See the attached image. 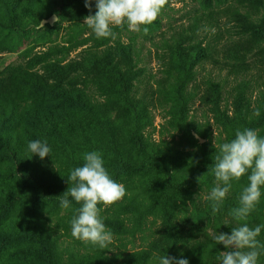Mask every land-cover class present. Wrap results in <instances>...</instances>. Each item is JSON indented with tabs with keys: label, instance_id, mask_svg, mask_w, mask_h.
<instances>
[{
	"label": "rangeland",
	"instance_id": "rangeland-1",
	"mask_svg": "<svg viewBox=\"0 0 264 264\" xmlns=\"http://www.w3.org/2000/svg\"><path fill=\"white\" fill-rule=\"evenodd\" d=\"M236 1L168 0L152 24L142 25L138 32L129 31L126 23L123 28L113 27L114 37L101 38L100 44L95 47V33L84 24V18L90 14L94 15L98 10L86 7L87 9L79 11L78 20H71V13L63 10L64 0H39L34 10L41 13L38 21L30 18L29 21L20 22L16 29L0 30V38L4 39L8 34L4 42L7 46L4 45L5 49L0 51V77L7 67L26 66L37 54L45 52V62L50 68H59L58 72L61 70L63 74L72 71L70 74H74L75 80L72 83L75 86L83 87L85 84L90 87L93 101L103 98L96 88L103 86L105 79H98L97 83L91 84L88 77L90 74L85 70L99 68L101 75H110L115 83H131L132 95L137 96L141 107L149 112L151 124L144 127V133L149 136L151 142L172 139L169 145L173 147V143L182 135L181 132L186 131L191 132L193 138L188 137L185 145L189 146L187 149L194 150L205 142L220 148L223 143L235 139L237 129L251 128L264 137L263 70L250 68L243 72L230 73L229 68H220L212 59L204 62L195 60L192 68H185L178 62L171 64L172 56L176 59L188 48H191L190 53L193 55L198 53L201 44L209 43V46L211 44L216 48L218 26H214L215 19H211L209 11L213 10L214 16L215 12L218 13V7L236 4ZM253 2V6H257L259 11L255 15H249V18L256 24H262L264 0ZM244 4L249 5L247 2ZM253 10L252 8L251 11ZM52 15H55L53 22L41 23L42 19ZM225 20L224 17H218V23L222 24ZM144 27L149 29L146 34ZM223 30L222 25L221 31ZM210 55L217 59L214 51H211ZM118 59L123 61L122 68H125L120 76L107 70L115 68L114 63ZM176 60L178 61V58ZM96 62L98 64L94 65ZM41 66L42 63H37L34 69L40 70ZM79 72L85 76L79 77ZM85 78L88 79L84 81ZM68 82L65 77L63 85ZM162 89L169 98L163 106L154 105L152 99H155L157 92ZM256 98H259L261 104L258 116L256 111L252 112L245 104L249 102L253 107L252 101ZM44 103L49 107L55 100L49 97ZM38 110L40 109L31 105L24 107L18 111L14 120L20 122L24 119H35ZM66 114L65 111L55 113L56 117H64ZM170 119L179 120L177 129L171 130L173 137L163 128L167 127L166 121ZM4 122L5 119L0 121V137L3 138L9 136L8 126ZM32 122L34 125L38 124L36 120ZM32 122L29 121V124L32 125ZM24 129L19 131L24 134ZM198 130L201 132L198 133ZM106 134L103 121L97 124L91 136L101 141ZM27 136L31 137V134ZM199 138L203 139V142H200ZM2 149L0 147V159H4L0 160V171L5 174L12 167L11 160L7 158L8 151L4 154ZM206 162L200 160L198 163L196 160L186 165V168L180 166L175 172L168 169H128L119 175L115 180L125 186L124 197L112 205H98L103 222L113 235V240L106 249L72 236L70 220L81 204L69 196L70 207L62 208L60 195L63 193L54 187L50 190L59 194L57 202L52 207L38 208L35 230L30 229L29 234L37 238L40 236V242L46 243V248L49 243L48 258L53 264H66L74 260L76 264H83L88 261L89 254L98 258L102 254L122 255L141 250L159 232L172 234L180 226H187V219L195 230H200L202 237L199 236V239H204L205 232L213 236L219 232L231 234L232 227H236L238 222L229 223L230 218L227 215L230 213L231 204L237 201L243 188L249 184L248 175L238 181H230L232 187L222 201L220 211L213 214L212 201L208 196L217 183L212 171L215 165H206ZM195 165L200 168H190ZM107 171L110 174L117 173L114 167ZM198 176H203L201 182L197 180ZM174 180L177 186L166 187L167 182ZM64 191L65 189L62 190ZM206 213L208 218L200 222L201 215L205 216ZM184 219L186 223H183ZM14 245L15 243L12 244L13 247ZM33 245V241H26L17 249H7L6 252L0 249V254H4L1 264H26L23 257H18L21 263L14 261L15 259L10 262V259L15 256L17 250L24 251L25 248H33ZM216 249H219V253L227 250L224 245H217ZM29 252H33V249ZM216 261V264H220L218 259ZM27 264L46 262L33 259Z\"/></svg>",
	"mask_w": 264,
	"mask_h": 264
},
{
	"label": "trees",
	"instance_id": "trees-1",
	"mask_svg": "<svg viewBox=\"0 0 264 264\" xmlns=\"http://www.w3.org/2000/svg\"><path fill=\"white\" fill-rule=\"evenodd\" d=\"M38 1L0 0V30L16 29L20 22L29 21L30 18L38 21L41 13L34 11ZM253 1L259 0H237L236 4L218 7V13L215 12L214 16L213 10L209 11L211 19H215L214 26H218L216 48L211 44L209 46V43L201 44L195 55L190 53L191 48H188L178 57L176 55L178 61L172 56L171 64L178 62L185 68H192L195 60L204 62L212 59L220 68H229L230 73H239L250 68L264 71V23L256 24L249 18V15H255L259 11L257 6H253ZM63 5V10L71 13V20H78L79 11L87 9L85 0H64ZM95 5L96 0H92L91 9L98 10ZM218 17H224L226 20L222 24L218 23ZM93 35L94 46L97 47L101 38ZM3 38H0V51L7 46L4 42L8 34ZM211 51L215 52L217 59L212 58ZM43 54L45 55V52L37 54L26 66L7 67L0 77V121L5 119L4 123L9 129V136L0 137V147L3 148L4 154L8 151L7 158L11 160L12 167L5 174L0 171V249L6 252L7 249H17L22 242L33 241V248H25L26 251L17 250L15 256L10 259V262L15 259L14 261L21 263L18 257H23L26 264L33 259L53 264L48 258L49 243L46 248V243L40 242L42 238L30 235L29 231L35 230L38 208L52 207L57 202L59 194L52 193L50 188L54 187L64 193L70 187L68 176L71 170L83 166L84 153L101 152L106 169L114 167L117 170L116 174L109 173L114 180L128 169H168L175 172L180 166L186 168V165L196 160L198 163L202 160L204 163L208 161L206 165H214V157L219 153V147L210 146L206 142L194 150L187 149L189 146H186L185 142L188 137L193 138V135L186 131L181 132L182 135L173 143V147L169 145L172 139L151 142L149 136L144 133V127L151 124L149 112L141 107L138 97L132 95L131 83H115L110 75H101L99 68L85 70L90 74L88 77L91 84L97 83L98 79H105V84L96 88L103 98L93 101L90 87L85 84L83 87L75 86L72 83L75 80L74 74H70L72 71L63 74L61 70L58 72L59 68H50L45 62L46 55ZM122 62L118 59L114 63L115 68L107 70L120 76L125 69L122 68ZM37 63H42L40 70L34 69ZM97 64L96 62L94 65ZM78 76L84 77L85 74L79 72ZM65 77L69 82L63 85ZM86 79L88 78L84 81ZM163 89L152 99L154 105L163 106L169 98ZM49 97H53L55 103L47 107L44 100ZM245 104L252 112L256 109L261 111L259 98L252 101L253 107L249 102ZM30 105L40 109L36 112V118L15 121L14 117L18 111ZM58 111H65L67 114L64 117H56L55 113ZM34 120L37 125L32 122ZM170 120L166 121L167 127L163 128L173 137L171 130L177 129L179 120ZM103 121L107 134L99 141L91 134L97 124ZM21 128H25L24 134L19 131ZM199 132L201 130H198ZM27 134H31V137ZM37 139H46L51 148V153L44 159L34 155L27 148L28 142ZM2 159L4 158L0 160ZM190 168L198 170L200 167L195 165ZM175 186V180L166 183L168 188ZM62 188L65 189L64 192ZM261 191L260 202L247 220L251 227L264 224V186ZM236 206L238 198L231 204V208ZM228 215V222L233 223L235 219ZM204 218H208L207 213L205 216L201 215L199 221L202 222ZM187 220V223L186 219L183 220L187 226H180L172 234L159 232L141 250L122 255L102 254L98 258L89 254L88 261L83 264H160L159 258L165 255L187 258L189 264H216L220 255L219 249H216L217 245L223 244H216L213 235L207 232L203 234L204 239H199V236L202 237L200 230H195L190 220ZM258 239L264 242V229ZM32 249L33 252H29ZM3 256L4 254H0V264ZM262 261L264 254L259 257L258 264H262ZM66 264H76V261Z\"/></svg>",
	"mask_w": 264,
	"mask_h": 264
},
{
	"label": "clouds",
	"instance_id": "clouds-1",
	"mask_svg": "<svg viewBox=\"0 0 264 264\" xmlns=\"http://www.w3.org/2000/svg\"><path fill=\"white\" fill-rule=\"evenodd\" d=\"M167 3L168 0H96L98 11L87 15L84 24L92 29L97 38L114 37L112 28H123L125 23L129 31L138 32L142 25L152 24ZM85 6L91 10L92 0H85ZM143 31L146 34L148 27H144ZM255 114H260L259 109ZM27 148L41 159L51 153L46 139L32 140ZM83 159V166L74 168L68 176L71 186L60 195V206L70 207L69 196L81 204L70 220L72 236L106 249L113 235L106 228L98 205L116 203L124 197L126 189L111 178L101 152H86ZM214 161L212 171L217 183L208 196L212 201L213 214L220 211L222 201L232 187L231 180L238 181L247 174L249 181L238 197V206L230 209L229 214L238 222L237 226L232 227L231 234L219 232L212 237L216 244H223L227 249L220 252L218 260L220 264H258L259 257L264 254V242L258 239L264 224L251 227L247 220L262 196L264 137L251 128L237 129L235 139L220 146ZM202 177L198 176L197 180L201 182ZM159 259L160 264H189V260L182 257L165 255Z\"/></svg>",
	"mask_w": 264,
	"mask_h": 264
},
{
	"label": "water",
	"instance_id": "water-1",
	"mask_svg": "<svg viewBox=\"0 0 264 264\" xmlns=\"http://www.w3.org/2000/svg\"><path fill=\"white\" fill-rule=\"evenodd\" d=\"M54 18H55V15H52V16L46 18V19H42L41 23H44V22L51 23V22H53ZM199 140H200V142H203V139L199 138Z\"/></svg>",
	"mask_w": 264,
	"mask_h": 264
}]
</instances>
